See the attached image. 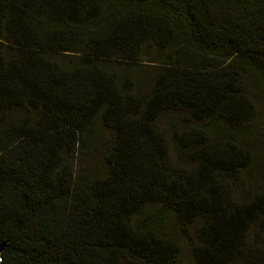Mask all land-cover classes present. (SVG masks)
Masks as SVG:
<instances>
[{"label": "trees", "instance_id": "1", "mask_svg": "<svg viewBox=\"0 0 264 264\" xmlns=\"http://www.w3.org/2000/svg\"><path fill=\"white\" fill-rule=\"evenodd\" d=\"M260 106L264 0H0V264H264Z\"/></svg>", "mask_w": 264, "mask_h": 264}, {"label": "rangeland", "instance_id": "2", "mask_svg": "<svg viewBox=\"0 0 264 264\" xmlns=\"http://www.w3.org/2000/svg\"><path fill=\"white\" fill-rule=\"evenodd\" d=\"M141 72L139 76L144 81L142 88L148 89L149 84L151 83L152 75L151 68L148 66H141ZM142 69L145 70L148 74H144ZM262 115L264 116V108L260 106ZM174 126L177 129H182L188 124L187 117H183L181 114H177ZM169 120V116L165 119H162V123L165 124ZM108 137V135L106 136ZM108 142V139L106 140ZM104 138L97 139L96 141L89 143L88 147L80 151L77 154L76 160V169L81 173L88 174H98L106 171L105 164L103 162V151L106 146ZM254 152L253 160L251 166L249 167V173H241L235 178L228 179V185L230 192L233 198L236 201H243L251 199L256 193L259 192L263 180H264V153L262 150L263 146L259 144L253 145ZM165 229L167 235L177 244L178 246V255L176 259V264H193V258L190 253V245L187 243L185 236L181 233L176 222L173 221L171 216H169L167 223H165ZM264 240V238H262Z\"/></svg>", "mask_w": 264, "mask_h": 264}]
</instances>
